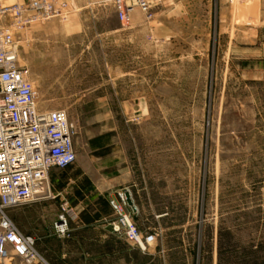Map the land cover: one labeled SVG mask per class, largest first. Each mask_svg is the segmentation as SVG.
I'll return each mask as SVG.
<instances>
[{"label":"rangeland","instance_id":"1","mask_svg":"<svg viewBox=\"0 0 264 264\" xmlns=\"http://www.w3.org/2000/svg\"><path fill=\"white\" fill-rule=\"evenodd\" d=\"M150 4V19L136 8L123 24L104 3L99 20L86 18L85 30L68 38L38 32L70 22L69 2L65 18L10 27L37 106L67 112L76 164H102L89 141L113 132L137 196L129 213L154 237L139 248L138 264H264V79L249 70L264 50V0ZM136 22L142 27L128 28ZM116 25L128 29L107 31ZM63 40L74 45L63 50Z\"/></svg>","mask_w":264,"mask_h":264},{"label":"built area","instance_id":"2","mask_svg":"<svg viewBox=\"0 0 264 264\" xmlns=\"http://www.w3.org/2000/svg\"><path fill=\"white\" fill-rule=\"evenodd\" d=\"M123 24L139 8L147 19L153 16L150 0H112ZM66 0H16L0 5V15L9 23L0 24V260L20 258L26 264H51L36 246V237L20 232L9 211L53 197L50 171L67 168L77 154L76 127L64 109L40 110L37 91L29 70L20 64L19 44L10 27H26L38 21L65 18ZM110 200L116 219L112 230L146 250L152 235L144 237L125 210L126 191ZM76 211L63 200L54 223L56 232L66 235Z\"/></svg>","mask_w":264,"mask_h":264},{"label":"crops","instance_id":"3","mask_svg":"<svg viewBox=\"0 0 264 264\" xmlns=\"http://www.w3.org/2000/svg\"><path fill=\"white\" fill-rule=\"evenodd\" d=\"M72 10L70 22L50 21L42 26L39 36L46 32L56 33V37H71L85 30L86 18L99 20L102 17L100 7L110 2L107 17L116 20L117 11L112 0H68ZM141 17L137 12L135 17ZM132 17V14H131ZM85 19V20H84ZM142 27L137 22L130 29ZM116 25L107 30L118 33L127 30ZM51 31V32H50ZM74 43L63 40L61 49H69ZM250 58L249 70L255 72L253 79H264V50L258 48ZM66 56H62L65 59ZM64 63V62H63ZM251 66H254L251 68ZM128 74V73H125ZM117 94V93H116ZM92 142H94L92 144ZM89 147L95 161H102L93 169L78 158L67 168L54 167L50 171L53 197L45 198L9 211L10 218L17 228L26 235L36 237L39 250L57 258V264H138L137 256L143 253L137 245L129 242L123 235L113 232L112 221L116 214L110 200L117 198L120 190L131 189L127 186L129 171L122 165V156L116 150L114 135L111 130L102 132L89 141ZM106 158L107 162L106 164ZM77 160V159H76ZM132 193L134 203L137 199ZM68 200L76 211V217L70 222L68 234L60 235L54 228L63 200ZM128 212H133L129 206Z\"/></svg>","mask_w":264,"mask_h":264},{"label":"water","instance_id":"4","mask_svg":"<svg viewBox=\"0 0 264 264\" xmlns=\"http://www.w3.org/2000/svg\"><path fill=\"white\" fill-rule=\"evenodd\" d=\"M126 196H127V202L128 204L135 210L136 209V205L133 201V198H132V194L130 191H127L126 192Z\"/></svg>","mask_w":264,"mask_h":264},{"label":"trees","instance_id":"5","mask_svg":"<svg viewBox=\"0 0 264 264\" xmlns=\"http://www.w3.org/2000/svg\"><path fill=\"white\" fill-rule=\"evenodd\" d=\"M94 142H92V144H93Z\"/></svg>","mask_w":264,"mask_h":264}]
</instances>
